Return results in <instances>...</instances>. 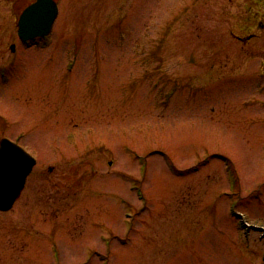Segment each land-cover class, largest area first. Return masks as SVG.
Wrapping results in <instances>:
<instances>
[{
    "label": "rangeland",
    "instance_id": "374dc122",
    "mask_svg": "<svg viewBox=\"0 0 264 264\" xmlns=\"http://www.w3.org/2000/svg\"><path fill=\"white\" fill-rule=\"evenodd\" d=\"M33 1L0 0V140L39 160L0 264H264V39L233 35L264 0H58L22 45Z\"/></svg>",
    "mask_w": 264,
    "mask_h": 264
},
{
    "label": "water",
    "instance_id": "95a60500",
    "mask_svg": "<svg viewBox=\"0 0 264 264\" xmlns=\"http://www.w3.org/2000/svg\"><path fill=\"white\" fill-rule=\"evenodd\" d=\"M58 14L56 0H36L19 18L23 39L47 35ZM15 48V45H12ZM36 159L8 138L0 142V209L9 210L20 196Z\"/></svg>",
    "mask_w": 264,
    "mask_h": 264
},
{
    "label": "flooded vegetation",
    "instance_id": "af4514ba",
    "mask_svg": "<svg viewBox=\"0 0 264 264\" xmlns=\"http://www.w3.org/2000/svg\"><path fill=\"white\" fill-rule=\"evenodd\" d=\"M259 5V4H257ZM261 7V5H259ZM262 8V7H261ZM261 32L264 33V21L262 20V18H259L255 24V26L252 27V29L250 31H246L242 34L239 33H235L233 31V35L235 36V39L238 42L243 43L244 45H248L250 43H252L253 40H260V39H264V34H261ZM264 64V63H263ZM50 169L52 170L53 167H50ZM25 190V189H24ZM23 190V191H24ZM23 193V192H22ZM22 196V194L20 195V197ZM20 199V198H19ZM18 199V200H19Z\"/></svg>",
    "mask_w": 264,
    "mask_h": 264
},
{
    "label": "bare ground",
    "instance_id": "6f19581e",
    "mask_svg": "<svg viewBox=\"0 0 264 264\" xmlns=\"http://www.w3.org/2000/svg\"><path fill=\"white\" fill-rule=\"evenodd\" d=\"M130 234V233H129Z\"/></svg>",
    "mask_w": 264,
    "mask_h": 264
}]
</instances>
